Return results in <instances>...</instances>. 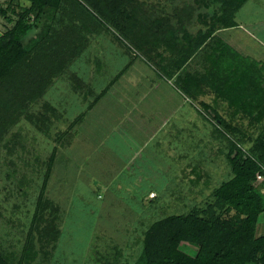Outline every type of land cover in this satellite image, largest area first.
Wrapping results in <instances>:
<instances>
[{"label": "trees", "instance_id": "1", "mask_svg": "<svg viewBox=\"0 0 264 264\" xmlns=\"http://www.w3.org/2000/svg\"><path fill=\"white\" fill-rule=\"evenodd\" d=\"M194 1L203 11L199 16L206 29L196 37L187 33L185 41L178 38L174 50L165 48L171 54L163 57L161 64L150 56L158 52L154 35L147 37L149 28L160 20L143 16L139 0H7L0 5V17L8 25L7 30L0 32V167L2 149L7 148L9 154L14 150L6 139L16 126L26 122L51 138L55 126L64 122L67 113L62 110V101H44V94L55 80L64 78H69L83 94L82 81L73 73L71 63L83 54L91 37L104 30L113 31L131 53L136 51L159 64L163 75L175 78L179 89L193 100L201 93L202 86L208 84L217 98L237 109H245L251 77L257 79L263 65L244 59L218 33L239 26L237 14L250 0ZM194 58H203L200 65L202 68L205 61V72L189 71L188 63ZM109 89L110 86L97 93L70 125L60 124L54 139L57 146L46 162L47 174L30 223L25 227L23 247L16 256L0 247V264H51L53 261L62 237L63 209L47 193L57 153L61 147L72 156V144L76 141L73 128L86 119L89 110ZM83 96L84 101L91 98L89 94ZM34 104L41 109H30ZM202 107L206 110L210 106L202 104ZM256 107L254 121L262 122L264 88ZM215 118L210 119L214 131L229 142L227 158L233 178L214 191L213 202L205 208L193 206L187 214H172L147 227L142 233L140 251L133 259L129 260L124 249L112 240L115 235L110 233L113 232H103L109 237L98 236V241L104 244L111 238L112 244L108 252L100 251L97 264H264V234L258 235L264 215V180L257 179L259 174H264V136L258 137L248 150L240 128L228 125L220 116ZM65 120L67 125L70 119ZM218 123L220 129L234 135L233 141L216 127ZM63 155L65 161L72 159ZM98 163L101 162L93 164ZM94 168H88L92 176ZM98 170L97 177L99 173H106ZM123 190L127 194V188ZM150 193L140 194L143 204L149 203L143 215L159 216L157 208L161 201L154 202L158 196L151 199ZM130 223L137 225L132 220ZM126 225L128 222L122 223L114 229V234L122 233Z\"/></svg>", "mask_w": 264, "mask_h": 264}, {"label": "rangeland", "instance_id": "2", "mask_svg": "<svg viewBox=\"0 0 264 264\" xmlns=\"http://www.w3.org/2000/svg\"><path fill=\"white\" fill-rule=\"evenodd\" d=\"M6 1L0 0V5H3ZM154 1L159 0H145L142 11L150 13V8L154 7L155 4ZM172 2L175 4V1ZM177 8L181 18L184 17L187 28H192L190 25L194 22L195 17L203 12L198 10L192 2H186V0L181 1L180 6L178 4ZM168 12L174 14L176 9L171 8ZM237 16V23H243V27L219 36L224 41L226 39L230 46L236 47L235 49L244 59H248L252 63H262L263 68H261V72H258L261 74L257 79L254 78L256 81L252 84L253 91L249 95L245 109H237L223 101V99L217 98L214 94L212 95V89H206V99L203 103L210 106L209 109H204L210 119L220 116L228 125L241 129V138L246 140L244 145L249 150L258 137L264 136V120L262 122L254 121V116L257 113L256 96L264 88V0H250L238 12ZM200 27L201 24L195 22L194 28L191 30L195 32V28ZM7 29L8 25L0 17V32ZM93 37L88 42L83 54L71 63L76 76L79 75L80 79L85 81L84 85L83 82L80 84L83 87V94L89 92L86 84L90 80V77L87 76V80L83 74H86L87 65H91L96 60L91 55L90 50L98 46L100 38L105 44L107 42L106 36ZM110 39L114 41L113 46L116 43L118 44L114 34L111 33ZM110 39L108 38L109 41H111ZM87 50H89L88 53H86ZM106 54H108V57H104V61L109 62V64H106L107 71L110 72V68L121 67L120 61H112L109 58L110 50ZM137 60L142 59L137 58ZM146 61L149 62V58H146ZM153 63L155 62L153 61ZM140 65L144 64L141 62L138 64L133 63L126 70L123 82H117L114 89L109 90L110 93L108 91L107 96L101 97V101L88 112L85 121L78 123L77 127L73 128L76 141L74 140L72 144V156L70 151L66 150L64 152L63 148L59 147L57 163L50 175L47 196L62 206V237L51 264H97L96 261L100 251L101 253L108 252L112 240L124 249L125 256L129 260L133 259L140 251L143 239L142 233L147 227L172 214H187L193 206L205 208L213 202L214 191L233 178L231 165L227 158L229 142L224 137H218L216 132L209 138L203 134L197 137L189 135L188 133L193 131L188 129L187 122L180 117L176 120V124L186 125L187 129L184 131L187 133L181 131L176 133L175 136L179 138L175 141V147H186L187 152L178 153L176 150L173 153L169 152L168 145L161 148L162 146L158 143L161 141L159 137L162 130L156 131L154 127L145 129L149 121L140 120L135 113H128L127 115L131 120L141 122L144 127L125 131L124 135L126 137L104 136L106 130L101 132L96 130L99 124H103L105 115L110 116L115 124V122H120V116L122 115L118 110L133 112V105L126 106L123 102L126 94L127 98L136 103L141 101L149 104V109H152L150 111L155 116V124L161 121L160 118L163 115L156 111L157 104L154 101L142 100L141 94L138 92L129 93L124 86V83L127 84L125 80L128 78L134 81L132 86L139 85V88L136 87L134 90L145 89L149 91L147 86L151 87L152 79L149 78L148 81L147 76L152 77L153 75L140 68ZM141 77L144 78V81ZM140 78L142 80H138ZM62 80H55L54 85L44 94V101L50 99L57 102L62 101V110L64 108L63 111L67 113L63 119L64 122L55 126L51 138L43 135L28 123L23 122L15 127L13 134L7 135L6 141L14 149L13 152L9 154L7 148L2 149L0 167V247L12 252L15 256L23 247L25 227L30 223L42 188V181L47 174L46 162L57 146L54 142V139H56L55 133L61 128L60 124H62V127L70 125L75 117L86 110L88 102L95 99V96H91L88 102L84 101L83 94L81 95L80 90L74 88L69 78ZM173 82L174 80H172ZM103 85V81L100 80L96 88L99 90ZM179 98V101L182 102L183 97L179 96ZM175 99L177 98L173 97L174 101ZM195 102L202 108V101L198 102L196 100ZM64 104H66L65 107ZM190 106L192 107L191 104ZM30 109L39 111L41 107L34 104L30 106ZM204 118L202 120L206 122L207 120ZM65 119H70V121L67 120V125ZM138 122H136L137 125ZM210 122L207 121L205 124L209 127V130L214 131V125L212 127ZM216 127L222 134L227 135V139L233 141L234 135L230 131L224 132L223 128L220 129L221 125L219 123ZM231 128L233 129V127ZM82 137V142L86 141L87 144L79 145L82 143ZM125 140L127 142L126 151L131 157L133 154L137 155L136 161L130 163L127 158H121L120 161H117L114 159V152H119L113 151L107 155H100L109 157L110 159H107V162L101 161L96 166L93 164L94 156H98L97 150L95 151L93 147L94 145H98L100 148L105 145L109 151L120 150L123 149ZM147 141L150 147L143 148V143H147ZM136 151H140V153ZM63 154L72 159L65 161ZM125 156L127 157V155ZM177 162L179 163L178 167L176 166ZM121 163L129 167L125 168L121 166ZM194 164H196V167H194ZM165 166L167 168L171 166V168L166 169ZM122 167L125 172L120 171L119 168ZM88 168H94V176L91 175L92 170H88ZM98 169H102L106 173H99L97 177L95 173L100 172ZM167 173H172V176H167L171 178L170 183H168L169 179L165 178ZM193 175L197 179L195 183L191 182ZM125 188H127V194L123 190ZM133 190L137 191L134 193ZM151 191L158 196V199L154 202L161 201L157 208L159 216L146 217L143 213L149 203L146 201L143 204L140 194L144 193L142 196H146V193ZM155 195L151 194L150 197L154 198ZM116 196H118L117 200ZM131 220L137 225L131 224ZM127 222L128 225L123 226L125 230L122 233L114 234V229ZM259 226L258 235L262 236L264 234V215ZM103 232H113L110 235H115V238L112 240L107 238L103 244L97 239L98 236H107Z\"/></svg>", "mask_w": 264, "mask_h": 264}, {"label": "crops", "instance_id": "3", "mask_svg": "<svg viewBox=\"0 0 264 264\" xmlns=\"http://www.w3.org/2000/svg\"><path fill=\"white\" fill-rule=\"evenodd\" d=\"M144 1L145 0H139L140 13L143 16H145V15L148 16V18H152L154 20H160V22L151 26L148 30V33H147L148 38H150V36L154 35V38H155V44L154 45L158 49V52L151 54L150 56L152 58H156L155 61L157 63L161 64L163 57H169V55L171 53H169V52L167 53L165 51V48L170 47V48H172V50H174V48L176 47L175 45H177L176 40L178 38H180V40H182V41H185V35L187 33L192 35L193 37H196L198 34H200L202 31H204L206 29V25L204 24V21L201 20L199 15L197 17H195L194 22L190 26H192V28H194L195 22H197V23L201 24V27L198 29L195 28V32H193L194 30H191L192 28H187L186 23H185V19H184V17L181 18L180 14H179V10L177 8V5L179 4V6H180L181 1H183V0H170V1L169 0H167V1L166 0L165 1L159 0L157 2L154 1L155 4H154V7L150 8V10H151L150 13L142 11V9H143L142 6L144 4ZM172 1H175V4H173ZM186 2H192L195 6H197L198 10H201V8H199V6L196 5V2L194 0H186ZM171 8L176 9V12L175 13L173 12L174 14H170L168 12V10H170ZM155 14H156V16H155ZM199 14H201V13H199ZM237 19H238V17H237ZM237 19H236V21H237ZM238 25L239 26L237 28L243 27V23L242 24L239 23ZM237 28L225 29V30L219 31L218 35L232 32L233 30H236ZM146 31H147V27H146ZM175 32H177L176 35L174 34ZM111 33L113 34L114 32L111 31ZM111 33L104 30L100 34H97L94 36L96 38L98 36L99 37L100 36H106V38H107L106 44L108 43L109 45H106L104 42H102V39L100 38L98 40V46H95V47H93L92 50H90L91 55H93L94 58H96V60H94L91 65H87V70L85 71L86 74H83L86 77V79H87V76L90 77V80L87 79L88 82H87L86 86H87L89 92L88 93L86 92V94L87 95L89 94L90 97L96 96L97 93L103 91L105 88H107L109 86H110L109 90L110 91L113 90L115 87V84L117 82H123L124 74H125L126 70L133 63L138 64L139 62H141L144 65H140L139 67L146 70L150 75H153L152 77L147 76L148 81H149V78L152 79L151 87L149 88V86H147L149 91H147L145 89L140 90V91L134 90V88H136V87L139 88V85L132 86V83H134V81L130 80L128 78H127V80H125V81H127V84L124 83V86L129 91V93L138 92L139 94H141L142 100L154 101L157 104V110L156 111L158 113H162L163 116H161V118H160L161 121L159 123L155 124V122H154L155 116L152 115V113L150 111L152 109H149V104H146L145 102H141V101L136 103L133 100H130L129 98H127L126 97L127 94H126V95H124L123 102L125 103L126 106L133 105L132 106L133 112L118 110V112L122 115L120 116V122H115V124H114V121L111 120L110 116H107L104 114L105 120H103L104 121L103 124L98 125L96 130L98 132H101L102 130H106V133L103 134L104 136L126 137L124 135L125 131H127V130L132 131L133 128H143L144 127V125L141 122L133 121V119L131 120V118L127 115L128 113H135L136 115L139 116L140 120L149 121V123L145 126V129H148V127H154V130H156V131L162 130V134L164 133V135H162V134L160 135L159 138L161 139V141H159L158 144L162 146L161 148H163L164 145H168V151L172 152V153L175 150L178 153L183 152V151L184 152L188 151L186 147H181V148L179 146L175 147V141L179 138V137L175 136L176 133H178L179 131H181L183 133H187L186 131H184L185 129H187L186 125L176 124V120L178 119V117H180L181 119H185L184 121L187 122L188 127H189L188 129L193 131L191 133H188L189 135L197 137L198 135L203 134L207 138H209V136L211 137V135L215 131L209 130V127L205 124L207 121H208V123L210 122V117L208 116V118H209V120H208L206 117L208 114L204 111V108L199 107L197 105V103L195 102L196 100H198V102L202 101L201 103L205 102V99H206V93L205 92H206V89L211 90L210 86H208V84H204L201 88V91H200L201 93L197 95L198 97L196 98V100H193L192 98L186 96L179 89V87L175 84V78L168 79L165 75H163V73L161 72V69L158 67V65L156 63H153V61H149V62L146 61V58L143 57L142 55L138 54V53H137V55L134 52L131 53L124 46V44H121L117 40V38H116V40H117L118 44L116 43V45L113 46L112 44L114 43V41L110 39ZM227 36H228V39H230L229 35H227ZM108 38L111 41H109ZM99 41H101V42H99ZM225 41H226V39H225ZM227 43L229 44V42H227ZM188 45H189V42H188ZM112 46H113V48H112ZM232 47L234 49L236 48L234 46H232ZM114 49H115V51H114ZM108 50H110L109 58H111L112 61H114V60L120 61V63L122 64L121 67H114L113 69L110 68V72L107 71V69H106L107 68L106 64H109V62L107 63L106 61H104V57H108V54H106V53H108ZM88 51L89 50H87L86 53H88ZM178 54H180V53H178ZM178 54H176V55H178ZM126 58H127V60H126ZM137 58H141L142 60H137ZM195 59L196 58L191 59L189 61V63H188L189 71L193 70V71L197 72V71L204 70V72H205V65H206L205 61H204L202 68L200 65L201 62L203 61L202 60L203 58H201L200 60H199V58H198V60H195ZM133 60H136V61H133ZM254 72H257V69ZM73 73H74V71H73ZM74 74H76V73H74ZM78 77H79V75H78ZM141 78L144 81V78L143 77H141ZM141 78L138 80H142ZM254 78L255 77L252 76L251 80H250L251 86L249 88L250 89L249 95H250L251 91H253V85L252 84L256 81ZM100 80L103 81L104 85H103V87H101V89L98 90L96 88V85L100 82ZM172 80H174L173 83H172ZM81 81L83 82L82 84L84 85L85 81L83 79H81ZM110 91H109V93H110ZM211 93H212V95L213 94L215 95V93L212 90H211ZM179 96L183 97L182 102L179 101V99H180ZM258 96H259V94H257V96H256V101H257ZM173 97H175L177 99H175V101H174ZM164 100H166V101H164ZM100 101H101V98L97 101V103H99ZM219 101H221V100H219ZM223 101H225V100H223ZM225 102H227V101H225ZM89 104L90 103H88V105ZM190 104L192 105V107L190 106ZM203 104L206 105V103H203ZM88 105H87V107H88ZM194 106H195V108H194ZM105 107L107 108L106 104H105ZM106 110H108V109H106ZM214 112L217 114V112L215 110H214ZM195 113H196V115H195ZM202 118L206 119L207 121L204 122V120H202ZM136 122H138V125ZM128 127H130V128L128 129ZM212 127H213V125H212ZM213 129H214V127H213ZM82 141H83V137L81 138V142ZM126 143L127 142L125 140L123 149L112 150V151H109V149H107V147L105 145H103L101 148L98 145H94L93 147H94L95 151L97 150V154H98V156L97 155L94 156V158H93L94 162L95 161L107 162V159H110V158L109 157H102L100 155H107L110 152L118 151L119 153L114 152V159L115 160L120 161L121 158H127V159H129L130 163L131 162L133 163L134 161L137 160L138 157L135 154H133L132 157L129 155V153L126 151L127 150ZM85 144H87L86 141L82 142L79 145H85ZM146 147H150L148 145V141H147V143H145V142L143 143V148H146ZM136 152L140 153V151H136ZM164 154H165V152H164ZM125 155H127V157ZM178 162L176 163L177 167L179 166ZM121 166H124L125 168L129 167L123 163H121ZM194 167H196V164H194ZM165 168L168 169V168H171V166H169L168 168H167V166H165ZM172 168H173V166H172ZM119 169L121 172H125L123 167L119 168ZM168 175L172 176V173L165 174V178L169 179L168 183H170L171 178L167 177ZM194 177L196 178V176L193 175V179L191 180L192 183H195L197 180ZM151 194L155 195V193H153L152 191L150 193V196H151ZM154 198H156V195L154 196ZM101 206H103V205H101Z\"/></svg>", "mask_w": 264, "mask_h": 264}, {"label": "built area", "instance_id": "4", "mask_svg": "<svg viewBox=\"0 0 264 264\" xmlns=\"http://www.w3.org/2000/svg\"><path fill=\"white\" fill-rule=\"evenodd\" d=\"M263 170H264V168H263ZM257 179H258L259 182H260V181H263V180H264V174H259V175L257 176Z\"/></svg>", "mask_w": 264, "mask_h": 264}]
</instances>
